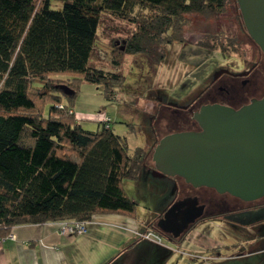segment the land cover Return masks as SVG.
I'll return each mask as SVG.
<instances>
[{
  "label": "trees",
  "instance_id": "obj_1",
  "mask_svg": "<svg viewBox=\"0 0 264 264\" xmlns=\"http://www.w3.org/2000/svg\"><path fill=\"white\" fill-rule=\"evenodd\" d=\"M225 4L226 0H0V236L15 223L88 221L97 213L131 212L135 200L124 192L122 179L137 178L144 166L153 168L147 160L157 138L148 150L138 146L129 154L125 136L109 123L100 120L96 129L83 127L59 98L58 92L72 96L75 90L63 91L61 84L70 83L51 76L56 71L78 72L86 80L103 83L111 96L120 75L89 62L101 14L135 24L122 51H149L151 43L160 46L175 37L186 13L216 15ZM193 42L224 47L222 40Z\"/></svg>",
  "mask_w": 264,
  "mask_h": 264
},
{
  "label": "rangeland",
  "instance_id": "obj_2",
  "mask_svg": "<svg viewBox=\"0 0 264 264\" xmlns=\"http://www.w3.org/2000/svg\"><path fill=\"white\" fill-rule=\"evenodd\" d=\"M236 4V0H226L224 9L216 15L186 13L175 37L160 46L151 43L149 51H122L125 38L136 29L135 24L126 18L102 13L89 62L104 72L118 73L121 81L113 84V93L107 96L103 83L86 80L78 72L56 71L51 76L67 80L75 90L72 96L58 92L60 101L69 105L76 119L88 129L100 127L99 116L106 113L110 127L125 136L129 154H133L138 146L148 150L158 138L155 129L159 132L164 129L163 115L158 114L159 124L155 125L158 111L154 108L158 102L161 105L169 104L167 102L188 105L211 87L217 71L240 72L249 68L252 60L258 58L259 61L261 56L257 55L255 43L240 25ZM194 40L200 43L222 40L224 47H209ZM120 46L119 52L115 48ZM33 82L36 85L40 83L38 80ZM47 105L43 104V110ZM151 151L152 148L147 160L150 165ZM149 172L150 176L144 178ZM151 173L152 168L144 166L137 178L124 177L121 182L124 192L137 201L135 211H140L144 217L150 208H160L159 194L167 195L174 189L172 176L161 175L164 178L160 180L159 176ZM261 209L260 214L264 215V206ZM251 222L249 219L241 227L225 220L221 223L204 220L197 228L203 230L207 238L225 243V246L218 247L220 256L202 258L198 252L207 254V250H199L189 244L184 245L183 252L176 248L172 250L166 264H264V221ZM163 239L166 240L165 237ZM197 240L202 241L200 238ZM138 249L135 246L126 264H135L139 259ZM141 264L148 262L141 260Z\"/></svg>",
  "mask_w": 264,
  "mask_h": 264
},
{
  "label": "water",
  "instance_id": "obj_3",
  "mask_svg": "<svg viewBox=\"0 0 264 264\" xmlns=\"http://www.w3.org/2000/svg\"><path fill=\"white\" fill-rule=\"evenodd\" d=\"M236 3L246 31L264 58V0H236ZM61 87L65 92L71 91L66 83ZM193 117L198 128L172 130L157 139L151 151L152 173L181 176L193 185L213 186L246 200L262 196L264 92L238 106L220 101L204 102ZM172 206L159 218V225L173 236L203 207L193 199L183 212L185 219L179 223Z\"/></svg>",
  "mask_w": 264,
  "mask_h": 264
},
{
  "label": "crops",
  "instance_id": "obj_4",
  "mask_svg": "<svg viewBox=\"0 0 264 264\" xmlns=\"http://www.w3.org/2000/svg\"><path fill=\"white\" fill-rule=\"evenodd\" d=\"M158 198L161 207L167 195L162 193ZM158 210L157 206L150 208L146 217L135 208L131 212L97 213L88 220L86 230L78 234L59 231V220L15 223L6 235L0 236V264H126L137 244L149 249L148 264H166L172 250L183 252L184 245L192 242L168 244L163 237L161 241L144 237L141 232L149 228L148 223ZM260 217L259 221H264V215ZM203 241L213 242L206 236ZM137 258L135 264L145 261Z\"/></svg>",
  "mask_w": 264,
  "mask_h": 264
},
{
  "label": "flooded vegetation",
  "instance_id": "obj_5",
  "mask_svg": "<svg viewBox=\"0 0 264 264\" xmlns=\"http://www.w3.org/2000/svg\"><path fill=\"white\" fill-rule=\"evenodd\" d=\"M263 92L264 58L262 54L259 61L258 58L252 60L251 66L244 71L231 73L225 69H221V71L215 75L211 87L207 88L204 93L199 94L196 99L188 105H171L170 102H167L169 104L164 103V105H161L160 102H158L154 108L158 111L155 115V119L158 114L164 116V119H161L164 129L162 132H159L160 130L156 131L155 129V133L159 138L164 133L172 130L198 128L199 126L196 119L193 117V113L199 108V105L204 102L220 101L238 106L249 101L251 97L261 96ZM160 106H162V108ZM158 124L156 119L155 125ZM172 179L174 184L173 191L167 194L165 203L159 208L156 214L152 216L151 221L148 223L149 228L159 232L162 237H165V241L166 243L168 242V244L191 241L197 249L207 250V254L199 251L198 255L200 257L215 258L220 256L218 247L225 246V243L214 238L212 243L208 242V244H206L202 242L203 236H205L204 231L197 227H200V224L203 223L204 220L208 222L215 220L219 223L225 220L229 223H235L238 224V226L241 225V227H244L249 219L252 220L251 223L254 224V221L258 223L261 218L260 213H262L261 208L264 206V194L260 197L246 200L228 191H219L213 186L193 185L185 181L181 176H172ZM193 199L196 200L197 204H202V210L193 220H189L176 236H173L171 231L163 230L160 227L159 218L171 205H173L172 209L176 212V221H179V223L183 222L185 216L183 212L191 205ZM247 216L250 217L246 218ZM164 224L167 225L166 223ZM171 227L173 228V225ZM201 235L203 236L201 237ZM199 237H201L200 239H202V241L197 240ZM138 247L139 252L137 257L148 261L149 254L146 251L149 249L146 250L143 247L141 248V245L137 244L136 248Z\"/></svg>",
  "mask_w": 264,
  "mask_h": 264
},
{
  "label": "built area",
  "instance_id": "obj_6",
  "mask_svg": "<svg viewBox=\"0 0 264 264\" xmlns=\"http://www.w3.org/2000/svg\"><path fill=\"white\" fill-rule=\"evenodd\" d=\"M99 119L104 121L105 124H108L109 116L104 113L99 116ZM87 222V220H59L58 227L61 232L68 231L78 234L83 233L86 230ZM141 234L144 237L154 239L156 241H161L162 239L161 234L151 228L145 229L141 232Z\"/></svg>",
  "mask_w": 264,
  "mask_h": 264
}]
</instances>
